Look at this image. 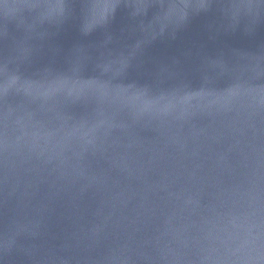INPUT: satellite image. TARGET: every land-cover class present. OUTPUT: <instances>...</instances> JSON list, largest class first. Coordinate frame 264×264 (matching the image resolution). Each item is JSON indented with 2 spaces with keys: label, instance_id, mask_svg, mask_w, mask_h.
<instances>
[{
  "label": "water",
  "instance_id": "1",
  "mask_svg": "<svg viewBox=\"0 0 264 264\" xmlns=\"http://www.w3.org/2000/svg\"><path fill=\"white\" fill-rule=\"evenodd\" d=\"M0 264H264V0H0Z\"/></svg>",
  "mask_w": 264,
  "mask_h": 264
}]
</instances>
